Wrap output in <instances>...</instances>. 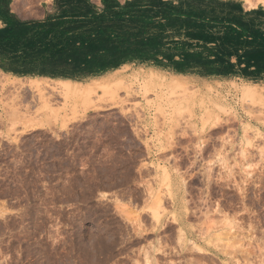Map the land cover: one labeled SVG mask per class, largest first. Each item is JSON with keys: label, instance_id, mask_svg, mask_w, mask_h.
<instances>
[{"label": "rangeland", "instance_id": "rangeland-1", "mask_svg": "<svg viewBox=\"0 0 264 264\" xmlns=\"http://www.w3.org/2000/svg\"><path fill=\"white\" fill-rule=\"evenodd\" d=\"M228 1L264 14L210 4ZM174 75L131 62L67 89L0 70V264H264V85Z\"/></svg>", "mask_w": 264, "mask_h": 264}, {"label": "trees", "instance_id": "trees-1", "mask_svg": "<svg viewBox=\"0 0 264 264\" xmlns=\"http://www.w3.org/2000/svg\"><path fill=\"white\" fill-rule=\"evenodd\" d=\"M56 1L59 4L63 2ZM215 1L219 2L130 0L121 3L117 0H103V9L98 11L96 4L84 0L83 9L72 14V23L55 33V43L51 31L47 28L44 32L47 56L50 60L54 59L46 63L44 72L75 79L100 75L125 63L141 62L161 68H168L174 63L177 71L189 72L199 67L202 69L200 73L206 76H231V63L226 60L228 64L219 68L217 61L223 58H218L221 56L215 54L213 59L210 55L216 53V48L225 49L230 55L229 47L234 36H247L251 37L253 42L262 43L264 32L251 27L245 19L243 9L232 1L220 2V6L228 8L229 15H216L218 6L210 4ZM65 2L66 0L60 5L64 13L53 18L47 16V26L65 20V6L69 5ZM205 2L209 4L205 5ZM240 10L242 12L237 14ZM158 20L177 28L178 32L184 31L188 40H174L175 38L169 37L165 32L147 33V26ZM215 29H223L224 33L216 35L213 32ZM211 43L215 45L211 46ZM207 54L209 58L202 59ZM176 56H182V59L176 60Z\"/></svg>", "mask_w": 264, "mask_h": 264}, {"label": "crops", "instance_id": "crops-1", "mask_svg": "<svg viewBox=\"0 0 264 264\" xmlns=\"http://www.w3.org/2000/svg\"><path fill=\"white\" fill-rule=\"evenodd\" d=\"M17 0H0V70L7 74H12L18 77H44L53 79H68V80H81L87 78H95L104 76L122 68L125 63L118 68L108 69L100 75L87 76L79 78H63L46 74L44 69L46 63L53 61L48 58L46 50V38L43 36L48 28L51 31V36L54 43L57 41L56 34L60 29L72 23V14L83 9L82 2L84 0H66L68 3L66 7L65 20L55 25H46L45 20L47 16H59L62 12L60 5L63 2L57 3L56 0L50 2L40 3L33 8L29 15L20 12L16 7ZM75 1L76 3H72ZM96 4V9L102 11L103 1L88 0ZM81 2V3H79ZM80 5V6H79ZM216 6V4H211ZM218 6V5H217ZM211 7V6H208ZM228 8L218 7L216 15L227 16ZM245 19L249 22L251 27L259 28L264 32V14L260 17H255L252 14H247V8L243 9ZM242 11L236 12L240 14ZM233 15V14H230ZM234 26L238 28L235 24ZM217 31V32H215ZM214 34L222 35L223 29H215ZM233 38L230 45V55L228 61L232 65L233 75L236 79H242L248 83L264 85V42H253L251 37L241 36ZM215 45V43H211ZM226 56V55H225ZM223 56V57H225ZM176 60L182 59V56H176ZM135 63V62H133ZM225 64H228L225 60ZM219 68L220 66L217 65ZM169 70L173 71L176 75H195L202 71L201 68L195 67L189 72L177 71L174 63ZM206 77V75H204ZM209 76V75H208ZM221 78V75H212Z\"/></svg>", "mask_w": 264, "mask_h": 264}, {"label": "bare ground", "instance_id": "bare-ground-1", "mask_svg": "<svg viewBox=\"0 0 264 264\" xmlns=\"http://www.w3.org/2000/svg\"><path fill=\"white\" fill-rule=\"evenodd\" d=\"M251 1V0H250ZM249 1V2H250ZM256 1V0H255ZM254 4V3H253ZM158 73V72H157ZM155 75V74H154ZM162 75V74H161ZM61 80V83L62 84H65L66 85V87H67V89H69L70 88V86L71 85H76V84H78V81L77 80H68V79H60ZM152 81H154V80H152ZM159 81V80H158ZM3 83V80L2 81H0V83ZM54 84V83H53ZM80 84V83H79ZM51 85V84H50ZM6 86V85H5ZM58 86V85H57ZM40 87H42V86H40ZM243 87H245V86H243ZM256 87V86H255ZM253 85H251V86H249V87H247L248 89L247 90H245V92H247V93H256V88H255ZM80 88V87H79ZM55 89V88H54ZM73 90H74V88H73ZM76 90V89H75Z\"/></svg>", "mask_w": 264, "mask_h": 264}]
</instances>
